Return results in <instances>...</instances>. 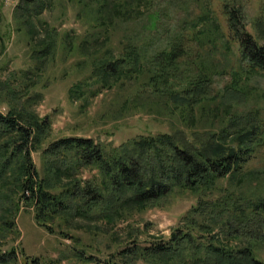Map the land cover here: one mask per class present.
Instances as JSON below:
<instances>
[{"label": "rangeland", "instance_id": "374dc122", "mask_svg": "<svg viewBox=\"0 0 264 264\" xmlns=\"http://www.w3.org/2000/svg\"><path fill=\"white\" fill-rule=\"evenodd\" d=\"M0 4V113L23 107L48 119L42 149L67 137L93 140L109 152L158 134L203 140L220 132L231 144L237 132L254 128L242 174L217 183L208 205L194 212L193 234L196 245L219 241L235 249L248 246L264 260V245L252 238L255 230L264 231V221L256 228L251 215L254 220L248 221L226 211L240 213L264 198V72L239 61L219 0H52L43 12L30 15L17 10L21 0ZM234 5L242 12L245 30L257 38L264 0H234ZM49 40L53 47L42 60L35 51ZM127 45L139 47V68L102 79L95 69L98 61L119 57ZM175 45L185 50L184 57L160 91L153 92L148 82L157 67L152 60ZM195 89L207 93L188 104ZM32 160L42 172L40 153H33ZM54 177V193L76 179L84 186L101 178L89 168ZM18 202V210L7 201L0 203V253L17 254L9 264L32 259L46 264H150L131 250L165 243L176 228L186 231L184 217L201 205L196 194L176 191L156 207L123 205L112 216L101 207L88 213L78 205L39 225L36 207Z\"/></svg>", "mask_w": 264, "mask_h": 264}, {"label": "trees", "instance_id": "16d2710c", "mask_svg": "<svg viewBox=\"0 0 264 264\" xmlns=\"http://www.w3.org/2000/svg\"><path fill=\"white\" fill-rule=\"evenodd\" d=\"M21 1L23 5L17 4V10L22 15H30L31 12H43L52 0ZM219 1L227 36L238 45L239 61L254 71L264 72V22L257 21L255 38L245 30L242 12L234 5V0ZM52 42L49 40L35 51L42 60L53 47ZM184 53L180 45H175L170 51L155 55L152 63L157 68L148 82L153 92L160 91V85L168 79ZM141 61L139 47L127 45L119 57L103 56L95 69L102 79L104 76L117 78L124 72H135ZM206 93L203 89H195L187 97V103L201 100ZM49 127L48 119H40L35 112L23 107L10 109L5 115L0 113V203L7 201L15 210H18V201L34 205L35 220L41 224L71 208L77 210L78 205L88 213L101 207L113 216L123 205L156 207L174 192L187 191L196 194L201 205L184 217L186 231L176 228L165 243L131 250L136 259L146 258L150 264H264V260L257 258L248 246L235 249L219 241L196 245L193 234L197 225L194 212L199 214L208 205V195L217 183L224 178L235 180L242 174L253 149L250 146L254 128L237 132L231 144L225 142L227 136L220 135L222 132L210 134L203 140L188 139L185 134L180 137L158 134L133 140L107 152L93 140L75 137L60 138L42 149ZM38 152L43 161L42 172L32 160V154ZM85 168L97 170L100 181L96 184L85 181V185L80 186L76 179L59 193L51 191L54 176L75 175ZM226 211L236 219L244 217L249 221L255 218L256 228H259V222L264 221V198L242 208L240 213L233 209ZM4 223L8 224L7 221ZM252 238L264 245V231L255 230ZM16 255L14 250L0 253V264L15 261ZM25 264L46 263L32 259Z\"/></svg>", "mask_w": 264, "mask_h": 264}]
</instances>
